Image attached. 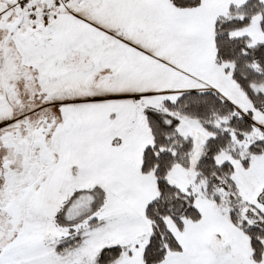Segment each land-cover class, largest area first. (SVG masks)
<instances>
[{
    "label": "snow or ice",
    "instance_id": "6c2138e0",
    "mask_svg": "<svg viewBox=\"0 0 264 264\" xmlns=\"http://www.w3.org/2000/svg\"><path fill=\"white\" fill-rule=\"evenodd\" d=\"M0 264H264V0H0Z\"/></svg>",
    "mask_w": 264,
    "mask_h": 264
}]
</instances>
